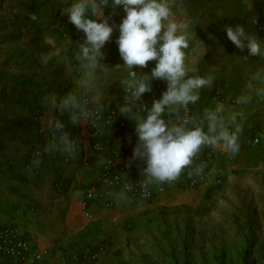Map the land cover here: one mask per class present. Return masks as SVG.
Returning a JSON list of instances; mask_svg holds the SVG:
<instances>
[{
  "label": "crops",
  "instance_id": "crops-1",
  "mask_svg": "<svg viewBox=\"0 0 264 264\" xmlns=\"http://www.w3.org/2000/svg\"><path fill=\"white\" fill-rule=\"evenodd\" d=\"M18 1V0H17ZM28 4H19L28 14L35 15L38 26L31 21V35L36 49L35 55H40L43 79H33L26 83L19 92L25 99L14 104V100L7 99L2 107L6 108L3 117L9 119L7 123L0 121V131H24L37 137L44 133L43 158L31 160L29 156H14L11 161L12 168L24 173L27 182L21 183L12 177L11 183L0 180V223L11 227L23 235L31 245L33 252H40L38 258L20 261L17 258L0 255V264H63L60 250L68 256L73 254L72 249L67 250L79 238H89L91 229L100 228L105 216L111 212L113 216L131 215L137 212L150 210L155 205H176L188 200V196L202 194L214 186L215 179L220 175L219 170L234 154L224 150L222 144H210L201 148L199 153L207 154L205 179L199 186L189 190L183 185L162 183L163 190L158 192L152 200H145L139 196L115 187L107 186L99 181L104 162L111 158L112 150L122 149L125 135L132 134L138 143L134 131L135 121L126 114H120L119 108L123 105L118 95V90L125 87L123 81L127 79V71L122 66L115 40L118 28L114 27L109 41L101 49L102 59L100 67L94 73L93 86L85 92L78 87V81L84 76L85 69L79 57V43L84 40V33L77 30L62 12L70 0H19ZM256 6V4H255ZM253 5L240 0H203L199 5H188V16L178 24H187L188 40L194 38H215L217 43L210 52H206L203 42L191 41L185 50V64L188 75H212L214 77L210 86L200 90V99L188 106L191 109L192 122L204 126L207 131L206 112L214 109L218 104H223L225 112L223 117L228 121L232 113L237 114V122L242 126L239 144L247 150L252 137L259 136L256 131L257 120H264V95H258L257 90H264V57L249 56L247 50H240L230 42L224 28L228 25H242L246 32L264 44V31H257L252 22L255 20L257 9ZM111 7H97L96 18L103 11L102 18H108L110 24L118 25L125 15L124 10ZM254 18V19H253ZM44 21L49 22L43 24ZM193 22L201 25V31L193 29ZM216 24V29L210 24ZM43 24V25H42ZM220 24V26L218 25ZM133 71L138 74L147 72V67L133 66ZM166 89V81H164ZM251 84L252 88L248 85ZM75 93L82 100L84 94L89 95L91 105L98 111H108L114 108L115 115L106 125H100L97 141L104 148L95 150L91 143L84 140L82 156L75 151L71 154L62 152L59 148L49 150L54 143L55 130L50 127V122L62 120L65 131L69 135L85 132V121L72 125L67 112L61 113L52 109L45 102V97H62ZM240 96H249L247 104L237 103ZM24 100V101H23ZM141 100L132 106L133 111L139 109ZM255 105H251L254 104ZM259 104V105H256ZM179 108L168 113H177ZM146 112L141 111L143 116ZM124 121V128L119 127V122ZM191 126V125H190ZM26 130V131H25ZM264 130V123H263ZM39 133V134H38ZM250 134V136H249ZM24 159L26 160L24 162ZM5 162L6 159L4 158ZM40 162L39 164H36ZM1 162L0 164L3 166ZM36 164V165H35ZM142 164L139 162L131 165V177L141 175ZM231 171L233 167H226ZM11 175V169H10ZM155 185L160 184L154 182ZM97 184L96 193L92 198L86 199L85 193L90 186ZM86 212L87 216L86 217ZM101 229V228H100ZM77 232H83L75 237ZM64 233L68 236L63 237ZM72 252V253H71Z\"/></svg>",
  "mask_w": 264,
  "mask_h": 264
},
{
  "label": "rangeland",
  "instance_id": "rangeland-1",
  "mask_svg": "<svg viewBox=\"0 0 264 264\" xmlns=\"http://www.w3.org/2000/svg\"><path fill=\"white\" fill-rule=\"evenodd\" d=\"M18 1L0 0V111L4 116L6 108L2 106L7 99L14 104L25 99L19 86L23 89L32 79H43L44 60L34 54L36 45L30 30L31 21L36 26L39 21L19 5L28 3ZM202 1L169 0V4L173 16L183 21L188 5L198 4L199 11ZM240 1L256 4L257 15L251 24L258 32L264 31V0ZM193 25L201 31V25ZM210 28L216 29V24H210ZM191 41L203 42L207 53L217 43L215 38L193 37ZM0 121L5 124L9 119L1 113ZM263 123H256L259 142H249L247 150L241 144V154L228 158L210 190L188 196L187 201L176 205H155L143 213L113 216L108 212L101 229H91L89 238L70 239L73 243L66 251L72 249L74 253L63 264H242L244 254L250 264H264ZM44 135L0 131L1 181L12 182L14 156H29L32 161L43 158ZM228 166L233 167L231 171ZM0 201L4 202V197L0 196ZM61 236L69 237L67 233Z\"/></svg>",
  "mask_w": 264,
  "mask_h": 264
},
{
  "label": "clouds",
  "instance_id": "clouds-1",
  "mask_svg": "<svg viewBox=\"0 0 264 264\" xmlns=\"http://www.w3.org/2000/svg\"><path fill=\"white\" fill-rule=\"evenodd\" d=\"M101 5L103 9L109 7V0H70L62 9L68 21L84 33V40L79 43L78 58L85 74L78 81V87L85 92L92 88L94 73L102 59L101 49L111 38L114 27L118 28L115 43L123 61L120 66L127 71L123 84L129 92L119 113L135 121L138 143L133 148V155L145 161L142 171L147 179L144 186L153 182H174L205 145L222 144L228 153H238L243 128L237 122L236 113L230 114L225 121L223 104L207 110V131L187 115L177 122L165 119L169 111L179 108L186 111L189 104L196 103L200 99V90L210 86L214 79L212 75H188L185 64V50L189 47L187 24H178L172 19L169 0H111L110 8L121 7L125 13L118 25L110 24L106 17L102 18L103 11L95 19L89 15V12L96 15V9ZM224 33L236 48L246 49L249 56L264 57V44L250 36L242 25H228ZM150 61L155 62L150 72L138 74L133 71V66L144 68ZM153 79L164 80L167 86L160 98L154 99L150 109L141 116V105L136 111L132 106L144 93L151 91ZM248 87L252 88V85ZM257 94L264 95V90L258 89ZM250 99L249 96H240L237 103L247 104ZM45 102L52 109L67 112L72 125L94 118L88 101H82L75 93L62 97L48 96ZM50 127L58 135H54V143L49 150L59 148L64 153H73L75 143L65 131V123L55 120L50 122ZM194 171L200 174L202 167Z\"/></svg>",
  "mask_w": 264,
  "mask_h": 264
},
{
  "label": "built area",
  "instance_id": "built-area-1",
  "mask_svg": "<svg viewBox=\"0 0 264 264\" xmlns=\"http://www.w3.org/2000/svg\"><path fill=\"white\" fill-rule=\"evenodd\" d=\"M262 27L264 28V22L262 24ZM154 64V61L148 62L147 72H150V69L154 66ZM151 85V91L144 93L143 96L139 99L142 101L140 103V109L143 112H146L147 109H150L152 101L154 99H159L161 93L164 91V80L153 79L151 80ZM117 95L125 101V98L129 95V92L124 87L118 90ZM85 100L88 101L89 108L94 113V118L92 120L85 121L86 131L84 133L79 132L72 138L75 143L74 151L78 155L82 151L84 140H86L87 143L90 142L95 150H103L104 147L97 141L99 136V127L102 124H108L112 117L115 115L114 108H110L108 111H98L94 109V107L91 105V99L89 95L84 94L82 101ZM185 115H187L192 121L191 109L189 106H187L186 111L182 108L181 111L177 113H167L165 115V119L171 120L172 122H177ZM124 126L125 122L120 121L119 127L124 128ZM258 142V136L252 137L253 144H257ZM136 144L137 142L134 141L132 134H126L123 148L119 150H112L111 158L107 159L104 162L99 181H103L107 186L125 190L132 195L139 196L149 201L152 200L158 192L163 190V186L162 183L155 185L154 182L148 184L147 187L144 186L147 178L143 177L144 173L142 170L146 166V164L143 159L137 158L133 155V148ZM206 157L207 154L198 153L193 158V163L181 172L178 179L171 183L183 185L189 190L197 188L206 177ZM136 162L142 164L141 175L132 178L130 176L131 165ZM197 167H202V171L200 174H196L194 171ZM96 187L97 184L90 186L87 189L85 193L86 199H90L93 197V195L96 193ZM29 254L32 255V258H38L40 252H33L28 240L19 232H17L16 229L3 226L0 223V255L14 257L20 261H23L27 259Z\"/></svg>",
  "mask_w": 264,
  "mask_h": 264
},
{
  "label": "trees",
  "instance_id": "trees-1",
  "mask_svg": "<svg viewBox=\"0 0 264 264\" xmlns=\"http://www.w3.org/2000/svg\"><path fill=\"white\" fill-rule=\"evenodd\" d=\"M80 155L82 156V151L80 152ZM11 177L16 180L19 181L21 183H25L27 182V178L25 175H23L22 173H20L17 169L15 168H11ZM61 254H62V261L64 263H68V255L65 253L64 250H60ZM242 264H250V262L247 260L246 258V254L243 255L242 257Z\"/></svg>",
  "mask_w": 264,
  "mask_h": 264
}]
</instances>
